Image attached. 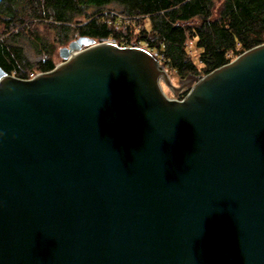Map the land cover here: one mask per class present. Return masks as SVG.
<instances>
[{
	"label": "water",
	"instance_id": "1",
	"mask_svg": "<svg viewBox=\"0 0 264 264\" xmlns=\"http://www.w3.org/2000/svg\"><path fill=\"white\" fill-rule=\"evenodd\" d=\"M106 40L0 67V264H264V42L174 85Z\"/></svg>",
	"mask_w": 264,
	"mask_h": 264
},
{
	"label": "trees",
	"instance_id": "2",
	"mask_svg": "<svg viewBox=\"0 0 264 264\" xmlns=\"http://www.w3.org/2000/svg\"><path fill=\"white\" fill-rule=\"evenodd\" d=\"M34 21L50 23L60 44L75 32L145 47L182 78L200 77L264 42V0H0V67L7 74L23 78L32 65L54 67Z\"/></svg>",
	"mask_w": 264,
	"mask_h": 264
},
{
	"label": "rangeland",
	"instance_id": "3",
	"mask_svg": "<svg viewBox=\"0 0 264 264\" xmlns=\"http://www.w3.org/2000/svg\"><path fill=\"white\" fill-rule=\"evenodd\" d=\"M49 24L50 23H48V22H44V21H34L33 22V24H32V26L31 27H34V28H36L37 30H38V32H39V34L43 37V38H45L46 39V41H47V43H49L50 44V46H51V49H52V55H51V57H52V59H53V61H54V64L56 65L57 63H59L60 61H61V58L59 57V55H58V48L59 47H61V46H65V45H67L68 44V42L69 41H71L72 39H74L75 37H77L78 35H76V33L74 32L73 34H72V38L69 40V41H67V42H65L64 44H60V43H58L56 40H55V38H54V31L52 30V28L49 26ZM73 25V24H72ZM96 42H99V40H95ZM101 41V40H100ZM188 46L191 48V54L193 55V59L192 60H194V62H197V60H195L196 59V56H195V50H194V48L192 47L193 45L190 43V42H188ZM28 53L30 54L31 52L28 50ZM31 56H30V58L31 59H35V57H37V55H34V56H32L33 55V53L32 54H30ZM43 55H44V53H41V57H43ZM32 62H34V61H32ZM160 63V62H159ZM32 65V64H31ZM54 65V66H55ZM31 69H36V70H38V68H36V66H34V65H32V67H28V71L30 70L31 71ZM166 70V69H165ZM166 74H168V76L170 77V81L174 84V85H178V83H179V79H183L182 77H178L174 72H172V71H168V70H166ZM160 88H162V91H163V93H164V95L167 97V98H176L177 99V97H181V94H182V92L183 91H185V88H180V90H178L177 92H176V94L175 95H173V96H171L170 95V92L172 91L170 88H168V87H166L164 84H162L161 83V87Z\"/></svg>",
	"mask_w": 264,
	"mask_h": 264
},
{
	"label": "built area",
	"instance_id": "4",
	"mask_svg": "<svg viewBox=\"0 0 264 264\" xmlns=\"http://www.w3.org/2000/svg\"><path fill=\"white\" fill-rule=\"evenodd\" d=\"M101 41H109V42H112L111 40H101ZM116 44L119 45V46H125V43L124 42H122V43H117L116 42ZM126 46H138V45H135V44L128 45V44H126ZM40 72H43V71H33V70H31V71L27 72V74L25 75V77H23V79H31V78H34V76H36ZM11 75L15 76L14 74H11ZM183 96L184 95H181V97H177V99H180L181 100Z\"/></svg>",
	"mask_w": 264,
	"mask_h": 264
}]
</instances>
